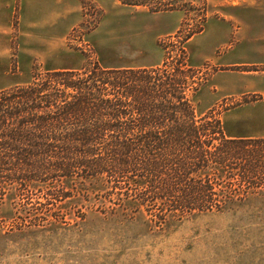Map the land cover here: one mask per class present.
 Listing matches in <instances>:
<instances>
[{
    "label": "rangeland",
    "instance_id": "rangeland-1",
    "mask_svg": "<svg viewBox=\"0 0 264 264\" xmlns=\"http://www.w3.org/2000/svg\"><path fill=\"white\" fill-rule=\"evenodd\" d=\"M44 1L65 6L68 21L56 23L51 46H37L30 60L21 59V68L23 62L29 65L27 78L18 79L21 85L34 71L79 69L95 61L108 68H136L169 58L175 65L184 52L187 65L200 69L187 79L197 86L190 95L196 116L211 113L224 134L241 108L264 100V0H166L176 10L161 14L117 0H85L84 17L79 0ZM17 26L16 6L12 72L19 63ZM254 128L264 126L259 122ZM63 185L71 196L46 212L29 210L45 203L41 196L26 204L15 187L0 190V264H264V191L248 195L233 210L170 217L159 225L128 203L112 210L96 193L87 194L92 189L87 184ZM40 214L46 220L36 226L17 219Z\"/></svg>",
    "mask_w": 264,
    "mask_h": 264
},
{
    "label": "trees",
    "instance_id": "trees-1",
    "mask_svg": "<svg viewBox=\"0 0 264 264\" xmlns=\"http://www.w3.org/2000/svg\"><path fill=\"white\" fill-rule=\"evenodd\" d=\"M117 1L152 14L176 10L166 0ZM185 57L175 65L169 58L136 68L95 61L34 71L27 84L0 90V190L15 187L26 204L41 196L45 203L29 210L46 212L71 196L63 182L77 181L112 210L128 203L159 225L233 210L264 191V138L227 137L211 113L196 116L190 95L197 86L187 79L200 69ZM27 217L17 219L46 220Z\"/></svg>",
    "mask_w": 264,
    "mask_h": 264
},
{
    "label": "crops",
    "instance_id": "crops-1",
    "mask_svg": "<svg viewBox=\"0 0 264 264\" xmlns=\"http://www.w3.org/2000/svg\"><path fill=\"white\" fill-rule=\"evenodd\" d=\"M45 2L42 3L41 2ZM95 3L96 0H93ZM44 0H0V90L9 86L21 85L18 79L22 77L24 80L29 74V65L23 62L24 67L21 68V59L30 60V55L37 52V46H51L52 31L57 24L68 21L67 8L60 5H46ZM18 7V58L19 63L17 70H11V41L13 33V15L15 8ZM61 11V12H60ZM60 12V13H59ZM40 15L45 16L44 18ZM74 15V14H72ZM71 15V16H72ZM208 18L206 22L210 21ZM36 23H39L36 26ZM57 23V24H56ZM56 30V29H55ZM64 30H67L65 25ZM205 30V29H204ZM37 39L44 40L36 42ZM46 49V48H43ZM39 53V52H38ZM141 66V67H152ZM77 68V67H76ZM76 68H67L61 70H75ZM9 83V84H6ZM264 100L261 103L246 105L240 109V114L231 118V129L225 134L231 138H254L263 137L264 128H254L260 122L264 126ZM258 129V130H257Z\"/></svg>",
    "mask_w": 264,
    "mask_h": 264
}]
</instances>
